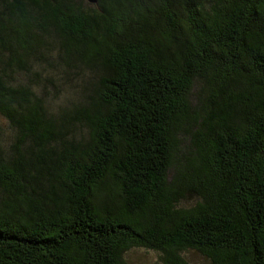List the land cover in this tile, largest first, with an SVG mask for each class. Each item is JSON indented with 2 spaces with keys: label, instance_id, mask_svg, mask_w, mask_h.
Returning a JSON list of instances; mask_svg holds the SVG:
<instances>
[{
  "label": "trees",
  "instance_id": "trees-1",
  "mask_svg": "<svg viewBox=\"0 0 264 264\" xmlns=\"http://www.w3.org/2000/svg\"><path fill=\"white\" fill-rule=\"evenodd\" d=\"M133 248L264 264V0H0V264Z\"/></svg>",
  "mask_w": 264,
  "mask_h": 264
},
{
  "label": "rangeland",
  "instance_id": "rangeland-1",
  "mask_svg": "<svg viewBox=\"0 0 264 264\" xmlns=\"http://www.w3.org/2000/svg\"><path fill=\"white\" fill-rule=\"evenodd\" d=\"M77 97L76 94L72 96L66 94V98L61 96L60 99H53L51 101L53 109H57L59 104L62 106H71V102L76 103ZM184 254L192 264H209L207 259L196 251L187 250ZM125 258L129 264H163L157 251L144 248H133L129 250Z\"/></svg>",
  "mask_w": 264,
  "mask_h": 264
},
{
  "label": "water",
  "instance_id": "water-1",
  "mask_svg": "<svg viewBox=\"0 0 264 264\" xmlns=\"http://www.w3.org/2000/svg\"><path fill=\"white\" fill-rule=\"evenodd\" d=\"M87 1H89L91 3H97V0H87Z\"/></svg>",
  "mask_w": 264,
  "mask_h": 264
}]
</instances>
